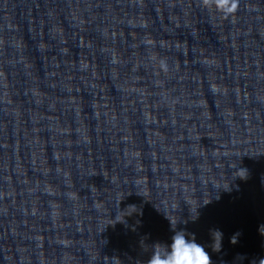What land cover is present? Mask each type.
Instances as JSON below:
<instances>
[{"label": "clouds", "instance_id": "9594fccd", "mask_svg": "<svg viewBox=\"0 0 264 264\" xmlns=\"http://www.w3.org/2000/svg\"><path fill=\"white\" fill-rule=\"evenodd\" d=\"M201 6L206 9H215L224 17L234 16L240 7V0H200ZM237 172L242 175H237L242 180L248 178L247 169L240 168ZM230 189H227L228 191ZM211 202V201H210ZM209 202V203H210ZM170 221L174 235L171 237V243L157 242L151 246V254L146 264H213L211 256L205 250V247L196 242L194 234H188L184 230H175L176 224ZM191 220L195 221L199 218L197 211L194 216L191 215ZM260 232L264 235V225L260 227ZM191 235V238L188 237ZM223 232L219 229L210 231L211 247L213 251L219 252L222 248ZM239 233H235L230 242L235 244L238 242Z\"/></svg>", "mask_w": 264, "mask_h": 264}]
</instances>
